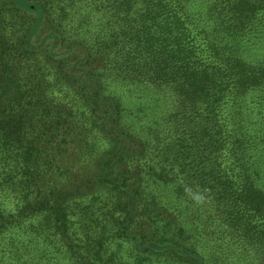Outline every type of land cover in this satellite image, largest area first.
I'll list each match as a JSON object with an SVG mask.
<instances>
[{"label": "trees", "instance_id": "trees-1", "mask_svg": "<svg viewBox=\"0 0 264 264\" xmlns=\"http://www.w3.org/2000/svg\"><path fill=\"white\" fill-rule=\"evenodd\" d=\"M0 264H264V0H0Z\"/></svg>", "mask_w": 264, "mask_h": 264}]
</instances>
